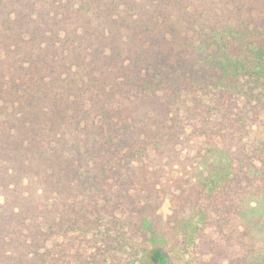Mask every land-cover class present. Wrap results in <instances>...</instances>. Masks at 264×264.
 Wrapping results in <instances>:
<instances>
[{
  "label": "trees",
  "instance_id": "trees-1",
  "mask_svg": "<svg viewBox=\"0 0 264 264\" xmlns=\"http://www.w3.org/2000/svg\"><path fill=\"white\" fill-rule=\"evenodd\" d=\"M190 229L264 264V0H0V264H170Z\"/></svg>",
  "mask_w": 264,
  "mask_h": 264
},
{
  "label": "rangeland",
  "instance_id": "rangeland-1",
  "mask_svg": "<svg viewBox=\"0 0 264 264\" xmlns=\"http://www.w3.org/2000/svg\"><path fill=\"white\" fill-rule=\"evenodd\" d=\"M173 209L171 202L165 200L158 211L157 222L164 230H167L169 224H172ZM198 236L199 234L194 233L191 229L188 232L180 230L170 237L158 231L153 234L151 243L163 247L169 252L170 264H226L225 261L218 262L212 258L211 254H201L203 247L199 243ZM234 247L237 249L239 244L236 242Z\"/></svg>",
  "mask_w": 264,
  "mask_h": 264
}]
</instances>
